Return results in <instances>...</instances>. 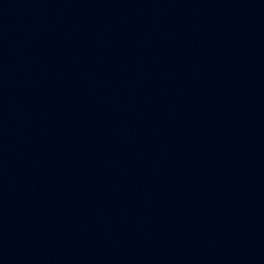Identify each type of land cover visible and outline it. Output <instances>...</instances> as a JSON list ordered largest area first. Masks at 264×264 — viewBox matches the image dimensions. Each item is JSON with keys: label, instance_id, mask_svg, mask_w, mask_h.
Instances as JSON below:
<instances>
[{"label": "water", "instance_id": "1", "mask_svg": "<svg viewBox=\"0 0 264 264\" xmlns=\"http://www.w3.org/2000/svg\"><path fill=\"white\" fill-rule=\"evenodd\" d=\"M0 264H264V0H0Z\"/></svg>", "mask_w": 264, "mask_h": 264}]
</instances>
